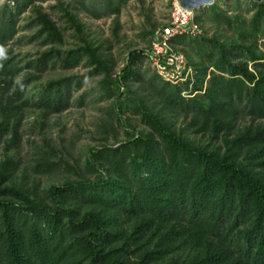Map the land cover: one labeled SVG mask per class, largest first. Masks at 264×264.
I'll list each match as a JSON object with an SVG mask.
<instances>
[{
  "label": "rangeland",
  "instance_id": "374dc122",
  "mask_svg": "<svg viewBox=\"0 0 264 264\" xmlns=\"http://www.w3.org/2000/svg\"><path fill=\"white\" fill-rule=\"evenodd\" d=\"M5 2L12 5L11 0H0V6ZM172 2L30 0L12 18L14 25L4 27L0 59L20 68L15 82L26 78L22 102L27 106L14 110L11 130L0 144V166L4 164L13 172L8 185H0V198L6 197L5 188H13L34 199L50 201L51 185L94 180L102 163L110 169H122V177L132 182L143 170L139 162L146 156L145 140L152 141L158 157L166 152L162 133L148 115L193 144L221 150L225 137L231 138L246 126L259 123L243 104L232 100L224 128L212 137L211 123L209 131H200L198 108L209 107L207 91L212 77H229L226 68L219 70L221 44L228 46V58L244 62L250 70L256 68V62L264 61V17L254 23L259 11L264 15V0H213L193 10L200 32L178 39L175 45L196 72L190 92L187 84L164 81L141 53L152 30L166 20ZM42 18L50 26L45 31L41 30ZM38 58L44 63L41 62L43 71L27 67L29 60ZM127 62L131 73L121 78L125 84L121 92L123 88L118 87L116 77L121 76ZM63 77L70 81L63 88L60 109L45 108L49 94L46 86ZM193 86L200 90L193 92ZM66 88L70 95L67 98ZM214 92L223 98L219 87H214ZM117 103L121 105L119 111ZM14 126L17 138L10 141ZM134 131L140 134V142L126 143L132 134V138L137 136ZM142 172L145 176V170ZM261 176L264 179V171ZM118 189L117 183L110 182L105 192L109 198H116ZM13 194L20 200L18 194ZM67 196L80 213L100 212L110 222L114 218L109 211L100 209L97 191H74ZM90 197L94 202H83ZM124 226L130 230V224ZM144 249L142 245L136 251L131 245L130 261L140 262L139 253Z\"/></svg>",
  "mask_w": 264,
  "mask_h": 264
},
{
  "label": "trees",
  "instance_id": "16d2710c",
  "mask_svg": "<svg viewBox=\"0 0 264 264\" xmlns=\"http://www.w3.org/2000/svg\"><path fill=\"white\" fill-rule=\"evenodd\" d=\"M29 1L11 0L12 5L5 2L0 6V48L5 28L14 25L12 18ZM262 17L259 11L254 23ZM42 23V31L50 28L43 18ZM182 37L174 40L175 45ZM228 49L221 44L219 70L226 68L229 77H212L210 91L206 90L209 107L198 108L200 131H209L211 123L212 137H216L224 128L232 100L259 119L256 126L225 137L223 150L208 149L148 115L162 133L166 152L158 157L152 141L145 140L146 156L139 162L145 176L140 170L129 182L122 177V169L102 163L94 180L51 185L47 202L5 188L6 197L0 198V264H264V61L250 70L244 62L228 58ZM11 62L0 59V144L11 130L14 110L27 106L22 102L26 78L15 82L20 68ZM41 62L38 58L26 65L43 71ZM130 73L127 62L116 77L121 92L125 88L121 78ZM69 81L63 77L46 86L45 108L60 109L63 88ZM214 87H219L223 98L216 96ZM66 91L67 98L68 88ZM116 106L119 111L121 105ZM15 126L10 141L17 138ZM134 132L137 136L132 138V134L126 143L140 142V134ZM12 173L4 164L0 166L1 186L8 185ZM110 182L119 186L116 198L105 192ZM74 191L99 192L97 204L112 214L111 222L100 212L80 213L67 201ZM92 199L83 202H94ZM125 223L131 225L130 230ZM131 245L136 251L145 245L140 262L130 261Z\"/></svg>",
  "mask_w": 264,
  "mask_h": 264
},
{
  "label": "built area",
  "instance_id": "2783aa9c",
  "mask_svg": "<svg viewBox=\"0 0 264 264\" xmlns=\"http://www.w3.org/2000/svg\"><path fill=\"white\" fill-rule=\"evenodd\" d=\"M199 32L200 24L193 14L173 0L166 20L152 30L149 43L141 53L164 81L187 84L190 92L196 72L184 53L175 47L174 40L182 36H195Z\"/></svg>",
  "mask_w": 264,
  "mask_h": 264
},
{
  "label": "water",
  "instance_id": "95a60500",
  "mask_svg": "<svg viewBox=\"0 0 264 264\" xmlns=\"http://www.w3.org/2000/svg\"><path fill=\"white\" fill-rule=\"evenodd\" d=\"M178 3L193 14L195 8L210 4L213 0H177Z\"/></svg>",
  "mask_w": 264,
  "mask_h": 264
}]
</instances>
